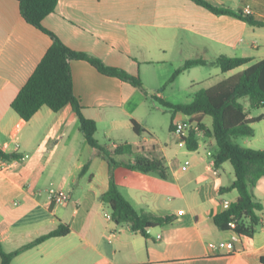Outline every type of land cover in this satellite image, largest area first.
<instances>
[{
	"label": "crops",
	"instance_id": "0c3cea01",
	"mask_svg": "<svg viewBox=\"0 0 264 264\" xmlns=\"http://www.w3.org/2000/svg\"><path fill=\"white\" fill-rule=\"evenodd\" d=\"M205 1L242 17L214 14L194 0H58L55 11L42 20L70 48L139 76L147 91L102 74L85 60L70 63L74 94L83 116L96 122L97 141L108 149L128 143L142 156L164 158L165 179L124 166L114 169L122 195L136 210L173 216L167 225L148 228L144 237L128 224L104 217L111 213L100 199L108 189L109 165L87 143L70 104L57 112L44 105L29 120L11 108L51 38L23 19L17 0H0V150L17 155L0 160V246L11 252L59 224L69 227L68 234L22 251L10 264H263L264 177L252 189L262 205L252 236L240 235L234 250L211 248L209 243L233 235L213 220L225 211L224 201L230 207L237 202L235 189L221 191L234 180L233 167L228 161L214 165L212 136L198 131V148L189 150L170 127L172 121L200 119L210 129V116L167 114L154 103V98L191 103L199 89L192 91L194 83L208 78L204 67H217L193 66L170 80L188 59H264V0ZM247 66L225 72L221 79ZM244 105L248 118L264 111L250 108L249 101ZM253 127L252 137H240L243 147L262 150L264 119ZM114 159L133 163L134 156ZM50 189L62 190L68 201L55 203Z\"/></svg>",
	"mask_w": 264,
	"mask_h": 264
},
{
	"label": "trees",
	"instance_id": "16d2710c",
	"mask_svg": "<svg viewBox=\"0 0 264 264\" xmlns=\"http://www.w3.org/2000/svg\"><path fill=\"white\" fill-rule=\"evenodd\" d=\"M20 14L23 19L48 34L51 44L42 56L32 74L11 102V108L24 120H29L42 106L49 107L57 112L65 105L70 104L78 116L80 129L87 143L94 148L109 165L108 189L100 196L101 201L110 210L112 220L116 224H128L130 229L144 237L148 236V228L163 226L173 220V216H159L152 213L140 212L122 195L114 178V169L124 166L131 170L143 173L154 172L162 178H167V167L162 157L148 158L132 151L128 143L117 144L113 149L102 146L95 137L96 122L82 114L83 106L74 94L71 61L85 60L94 66L100 73L114 76L139 88L147 94L139 76L131 75L125 70L104 64L98 57L77 51L66 44L52 31L42 24L44 17L54 12L58 0H17ZM198 5L214 14H235L231 10L216 7L205 0H194ZM250 24H258L251 17L245 18ZM248 57L218 56L212 61L204 59H188L177 68L170 80H173L184 70L198 65H216L222 73L248 65L241 71L207 87L199 88L194 99L189 104H171L158 100L160 104L171 110L172 113L181 112L184 115H208L212 118L211 128L205 127L200 119L196 120L197 129L204 131L215 139V151L212 153L214 165L230 162L234 171L232 183L221 189L238 192L234 206L214 216L215 225L221 230H230L229 222H235L234 231L239 235L252 236L254 227L259 224V211L262 205L254 199L252 189L260 177H264V149L243 147L235 140L240 137H252L255 133L253 124L264 119V111L248 118L242 98L247 97L252 109L264 108V59L251 63ZM133 129L141 133L142 128L132 121ZM174 130L175 122L172 121ZM187 149L198 148L197 131L191 129L188 136L183 138ZM133 155V163L117 162L115 155ZM17 155L8 154L0 150V160H12ZM87 168V165L84 167ZM83 171V170H82ZM69 233L66 224H59L54 230L43 234L18 249L5 252L0 246V264H10L12 259L22 251L32 248L51 237L64 236ZM264 264V256L260 257Z\"/></svg>",
	"mask_w": 264,
	"mask_h": 264
},
{
	"label": "built area",
	"instance_id": "2783aa9c",
	"mask_svg": "<svg viewBox=\"0 0 264 264\" xmlns=\"http://www.w3.org/2000/svg\"><path fill=\"white\" fill-rule=\"evenodd\" d=\"M243 13L245 15H248L251 13L249 6H246L243 9ZM191 129H195L197 132L201 131V130L197 129V125L195 122H192L189 120H179V121L175 122V128L173 131L183 141V138L188 136L189 131ZM49 195H50V198L55 203H58V204H64L69 199L68 194H66L65 192H63L62 190H59V189H50ZM223 206H224L225 210L230 208V204L227 201H224ZM180 213H182V210L179 211V214ZM104 217L106 219H109V220L112 219L111 213H108V212H104ZM228 225L230 227V230L233 231V235L231 237V240L221 241L219 243H209V246L211 248H214V249L225 248L227 250H234L235 249L234 243L239 241L240 235L234 231V228L236 226L234 221H230Z\"/></svg>",
	"mask_w": 264,
	"mask_h": 264
},
{
	"label": "rangeland",
	"instance_id": "374dc122",
	"mask_svg": "<svg viewBox=\"0 0 264 264\" xmlns=\"http://www.w3.org/2000/svg\"><path fill=\"white\" fill-rule=\"evenodd\" d=\"M214 68H217V67H213V66H206V67H204V69H203V70H205V73H204L205 76L204 77H208V78L206 80H203V82H200L198 84H195L194 83L192 91L195 92L197 90V88H201L203 86L204 87H207L209 85H212V84L218 82L223 77L224 74L221 71H218V74L215 75L214 74V71H213ZM215 70H219V69H215ZM154 101H155L154 103H156L157 105L162 106L157 99L154 98ZM241 101L243 103H247L248 102V98L247 97H244V98L241 99ZM164 109L166 110L167 114H170L171 113V110L170 109L165 108V107H164ZM208 118H210V117L208 116ZM166 130L167 129H164L163 128V130L161 131V137L166 135ZM174 138H176V137H174ZM235 141L238 144H240V145L243 146L242 139L238 138Z\"/></svg>",
	"mask_w": 264,
	"mask_h": 264
}]
</instances>
